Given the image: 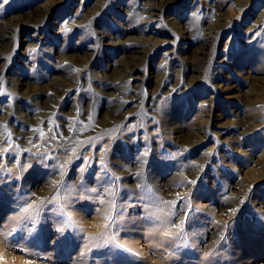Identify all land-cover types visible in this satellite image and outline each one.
I'll use <instances>...</instances> for the list:
<instances>
[{
  "label": "rangeland",
  "instance_id": "rangeland-1",
  "mask_svg": "<svg viewBox=\"0 0 264 264\" xmlns=\"http://www.w3.org/2000/svg\"><path fill=\"white\" fill-rule=\"evenodd\" d=\"M203 2L0 0V264H264V0Z\"/></svg>",
  "mask_w": 264,
  "mask_h": 264
},
{
  "label": "bare ground",
  "instance_id": "bare-ground-1",
  "mask_svg": "<svg viewBox=\"0 0 264 264\" xmlns=\"http://www.w3.org/2000/svg\"><path fill=\"white\" fill-rule=\"evenodd\" d=\"M178 1L179 0H175V2H178ZM231 1L232 0H223L221 3H218L217 4L216 3V0H204L203 3L208 7L207 10L209 12H211L210 15L213 16L214 14H216V12L223 11L224 10V8H223L224 6L223 5L225 3H229ZM199 5L200 6H198L197 9L194 10L195 17L198 19V22L196 24L197 25V28H199V27L201 28L202 25L205 26V24H206V23H204V21H202L203 19H202L200 13H199V8L201 7L202 4L200 3ZM155 7H156V4H153V3L152 4H149V5H145V6L140 7L136 13L142 15V18L146 17V15L147 16H153V14L156 11ZM242 9L244 10L243 7L241 9H238L237 10L235 8V6H234L233 3H231L230 6H229L230 17H228L226 23H224V26L227 25V28L230 29V30L233 27V30H234V31L232 30V33L233 34L235 33V28L237 26V25H235L236 24L235 23L236 21H235V18H233V16L234 15L242 16L243 15V13L241 11ZM234 10H236L235 13H234ZM215 27H216L215 30H213L212 32L215 34V36H218V37L221 36V33L222 32H220V31H221V28L223 27V23L222 24H219L218 23L217 25H215ZM146 242H148V245L147 246H148L150 252L152 251V252H154L156 254L155 256L154 255L152 256L149 253L150 256H151L150 258L152 260H155L156 259V261H151L150 263H147V264H154V262H156V263H162L163 262L162 259H161L163 257L162 256L163 255L162 251H164V250H162V246L164 245V242L162 240V237L151 236V238H148L146 240Z\"/></svg>",
  "mask_w": 264,
  "mask_h": 264
},
{
  "label": "snow or ice",
  "instance_id": "snow-or-ice-1",
  "mask_svg": "<svg viewBox=\"0 0 264 264\" xmlns=\"http://www.w3.org/2000/svg\"><path fill=\"white\" fill-rule=\"evenodd\" d=\"M118 247L122 248L123 246H118Z\"/></svg>",
  "mask_w": 264,
  "mask_h": 264
}]
</instances>
